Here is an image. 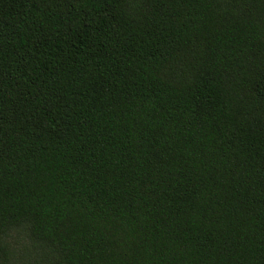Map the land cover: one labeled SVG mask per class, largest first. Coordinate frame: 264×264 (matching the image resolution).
<instances>
[{
	"label": "trees",
	"instance_id": "16d2710c",
	"mask_svg": "<svg viewBox=\"0 0 264 264\" xmlns=\"http://www.w3.org/2000/svg\"><path fill=\"white\" fill-rule=\"evenodd\" d=\"M0 264H264V0H0Z\"/></svg>",
	"mask_w": 264,
	"mask_h": 264
}]
</instances>
